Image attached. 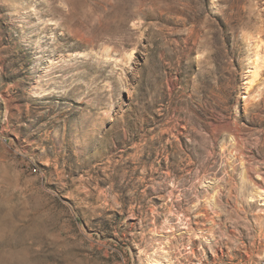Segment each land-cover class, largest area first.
Returning <instances> with one entry per match:
<instances>
[{
    "label": "rangeland",
    "instance_id": "obj_1",
    "mask_svg": "<svg viewBox=\"0 0 264 264\" xmlns=\"http://www.w3.org/2000/svg\"><path fill=\"white\" fill-rule=\"evenodd\" d=\"M0 264H264V0H0Z\"/></svg>",
    "mask_w": 264,
    "mask_h": 264
}]
</instances>
